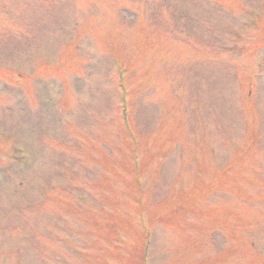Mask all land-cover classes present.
Returning <instances> with one entry per match:
<instances>
[{
  "label": "rangeland",
  "instance_id": "374dc122",
  "mask_svg": "<svg viewBox=\"0 0 264 264\" xmlns=\"http://www.w3.org/2000/svg\"><path fill=\"white\" fill-rule=\"evenodd\" d=\"M263 24L0 0V264H264Z\"/></svg>",
  "mask_w": 264,
  "mask_h": 264
}]
</instances>
